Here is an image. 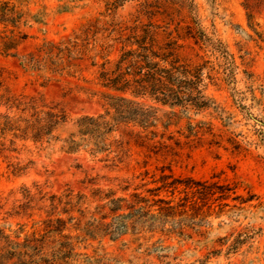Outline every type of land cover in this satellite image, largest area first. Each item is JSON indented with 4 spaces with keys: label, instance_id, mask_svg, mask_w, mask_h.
<instances>
[{
    "label": "rangeland",
    "instance_id": "obj_1",
    "mask_svg": "<svg viewBox=\"0 0 264 264\" xmlns=\"http://www.w3.org/2000/svg\"><path fill=\"white\" fill-rule=\"evenodd\" d=\"M142 1L0 0L1 115L32 106L62 110L70 120L64 134L76 117L100 112L104 100L80 87L103 90L95 72L105 47L116 59L115 39L142 34L147 23L159 42L177 39L180 57L202 67L212 99L167 129L168 107L142 99L162 109L151 129L157 135L120 124L113 133L122 142L119 158L20 142L15 151L0 150V224L20 237L43 233L38 196L101 189L124 199L118 213H132L119 219L123 232L80 237L75 255L56 264H264V0H193L191 9L185 0L179 10ZM73 41L72 57L59 59L53 49L50 63L45 44L70 48ZM30 54L41 59L39 69L21 64ZM26 190L34 196L30 207Z\"/></svg>",
    "mask_w": 264,
    "mask_h": 264
},
{
    "label": "trees",
    "instance_id": "obj_2",
    "mask_svg": "<svg viewBox=\"0 0 264 264\" xmlns=\"http://www.w3.org/2000/svg\"><path fill=\"white\" fill-rule=\"evenodd\" d=\"M159 1L169 4L175 10L187 6L185 0H143L140 6L146 8L152 3L155 6ZM192 3L193 0H190L187 7L191 9ZM151 28L152 24L147 23L142 34L117 37L115 40L121 45L116 59L109 58L112 47L109 50L105 47L103 61L98 64L99 72H95L97 84L103 90L80 87L104 100L100 112L76 117L72 120V127L64 134L61 127L70 120L62 110L32 106L30 110L23 107L20 113L14 115L0 114V150L15 151L20 142L23 147L31 143L40 151L58 146L66 154L83 152L92 158L102 154L106 159L112 154L113 159L119 158L123 150L122 142L114 138L113 133L120 124L140 127L141 130L137 132L140 136L141 132H144V136L157 135L151 129L159 122L158 111L162 109L157 105L154 107L146 104L142 99L150 97L156 104L168 107L162 114L167 120L162 123L165 129L179 122L181 115L187 111L193 109L199 112L209 106L212 99L204 94L202 67L180 57L177 52L180 46L177 39L167 36L165 41L159 42ZM190 35L196 38L195 34ZM70 45L69 48L55 43L45 44L50 63L55 61L52 59L53 49L56 50L54 56L59 59L63 55L72 57L76 42L73 41ZM84 49L86 46L82 44L81 51ZM95 57L96 55L93 58ZM40 61L41 59L30 54L21 64L35 70L41 67ZM91 65L94 66L95 61ZM190 126L191 123L188 122L189 132ZM163 134L161 132L160 135ZM184 136L188 137L189 134ZM6 140L10 144L7 148ZM12 166L14 171L23 169L18 162ZM25 197L27 201L24 205L30 207L34 196L26 190ZM102 199L106 201L101 202ZM123 200L122 197H113L112 192L104 193L101 189L95 190L90 196L70 190L41 194L36 202L41 205V208L38 207L39 211L43 210L46 215L42 221L43 233L34 230L20 237L16 233L8 232L0 224V264H56L58 259L64 261L72 254L75 255L73 250L80 237H86L90 233L97 234L100 230H109L111 235L121 234L125 223L119 219L132 214L118 213L123 208ZM93 202L96 204L91 210L90 205ZM132 207L127 206L133 209ZM105 208L111 213V222L104 221L109 216V213L104 212ZM69 223L72 224L68 226ZM72 229L79 230L80 233L73 235Z\"/></svg>",
    "mask_w": 264,
    "mask_h": 264
}]
</instances>
